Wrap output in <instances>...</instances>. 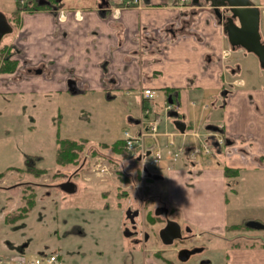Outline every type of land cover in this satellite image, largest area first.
Segmentation results:
<instances>
[{
  "label": "crops",
  "instance_id": "0c3cea01",
  "mask_svg": "<svg viewBox=\"0 0 264 264\" xmlns=\"http://www.w3.org/2000/svg\"><path fill=\"white\" fill-rule=\"evenodd\" d=\"M53 2L54 7L20 13L12 39L19 65L4 74L0 93L37 92L55 99L60 115L72 110V103L66 105L71 96L82 94L84 103L72 112L83 124L89 123L81 117L83 110H97L120 97L126 105L133 100L135 116L129 121L136 135L153 117H144L138 105L149 104L156 112L167 96L187 126L184 133L162 120L158 126L164 158L151 173L166 182L170 213L193 233L218 237L249 220L264 224V66L243 44H231L211 4L143 0L141 7L114 6L104 12L101 0ZM251 2L260 9L264 43V0ZM70 80L76 81L77 94L70 91ZM145 87L156 91L155 101L143 97ZM209 125L222 131H211ZM194 131L206 138L216 134L226 143L215 155L173 160L168 139L182 134L181 145L190 148ZM244 230H235L242 245L227 240L225 264H264L259 237L264 238V229Z\"/></svg>",
  "mask_w": 264,
  "mask_h": 264
},
{
  "label": "rangeland",
  "instance_id": "374dc122",
  "mask_svg": "<svg viewBox=\"0 0 264 264\" xmlns=\"http://www.w3.org/2000/svg\"><path fill=\"white\" fill-rule=\"evenodd\" d=\"M17 7L22 10L21 5H17V0H0V11L9 20H12ZM10 22L14 32L6 35L0 48L7 42H12L14 33L19 28L13 21ZM250 54L252 53L247 56H251ZM236 55L239 53L236 52ZM4 74H0V85H5ZM85 97L82 94L71 96V101L66 105L72 103L71 109L77 111ZM167 98L166 96L159 101L156 112L151 110L150 116L154 117L155 113H159L162 122L170 123L174 128L175 118L170 117L166 109L169 103ZM153 101L154 98L151 102ZM133 102L131 100L126 105L120 97V101L115 99L109 104L105 101L97 110H83L81 117L89 119V123L83 124L72 110L60 115L55 99L37 92L0 93V172L6 173L4 180L8 184L13 182L18 174L10 168L23 167L30 155H38V167L48 170L44 182L56 185L73 178L77 186L75 192L68 193L57 186L45 185L29 216L11 224L6 223L4 217L22 203L21 190H13L10 194L0 191V251L3 254L23 252L27 256H34L41 251L52 252L59 255L61 264H147L151 262L150 258H154L159 264H225L226 250L231 245L229 241L241 234L235 230H228L224 237L195 230L186 240H177L167 246L157 234L162 221L158 217L154 225L146 222V230L151 233V239L145 247L134 246L125 237L123 215L128 199H123L120 206V189L123 192L129 191L128 186L118 177L117 170L126 169L136 176L137 168L142 163L136 160L137 155L130 152L120 155L112 146L126 131L133 136L137 134L135 125L129 121L136 107ZM142 107L151 108L149 104H139V112ZM201 132L207 131L202 128ZM181 136L182 134L175 137V140L168 139V142L173 140L175 143L171 147L173 150L181 145ZM59 137L89 138L90 143L86 145L80 159V167L62 166L58 163ZM146 141L152 143L153 139L147 137ZM196 143V138L191 136L189 144L194 146ZM106 144L108 147L103 146ZM92 150H96L97 155H92ZM157 167L149 169L157 171L154 170ZM19 176L32 178L26 173ZM138 182L142 190L145 186L149 188L147 193L156 196L146 207L148 212L155 205H167L164 180L155 179L151 184H146L145 177L140 176ZM169 217L176 220L172 213ZM153 246L156 247L152 248ZM198 246H203V251L195 253L186 261L179 259L180 249ZM159 249L163 250L161 257L154 253Z\"/></svg>",
  "mask_w": 264,
  "mask_h": 264
},
{
  "label": "water",
  "instance_id": "95a60500",
  "mask_svg": "<svg viewBox=\"0 0 264 264\" xmlns=\"http://www.w3.org/2000/svg\"><path fill=\"white\" fill-rule=\"evenodd\" d=\"M210 3L214 8L215 14L218 16L220 23L224 26V30L228 33L229 40L233 46L243 44L248 50L256 53L260 57L261 65L264 66V43L261 41L259 34V22H260V9L252 5L251 0H205ZM194 4H201V0H192ZM41 5L50 4L49 0H41L39 2ZM109 5L108 0H101L99 3V8L102 11L107 10ZM14 32V27L9 21L8 17L0 11V43L3 38ZM70 91L73 94L78 93V88L76 86L75 80L69 81ZM170 117L175 118L174 124L178 130L182 133L186 130V123L181 120L178 116L177 110L170 111L168 113ZM211 131L221 132L222 130L213 125L207 127ZM148 169L146 168V171ZM149 175H152L149 173ZM155 179L162 176L153 175ZM59 187L68 193L75 192L77 186L74 181L66 180L59 184ZM164 212H168V208H162ZM140 209L133 210L130 207L127 211V218H129L132 223H136V218L140 216ZM156 214L159 211L156 210ZM248 226L252 228L264 229V224L262 222L251 220L247 223ZM137 227V224L133 226ZM137 232H132L127 226L125 228L124 234L126 236H132ZM159 236L165 245H172L176 239L183 238L182 226L174 219H167L166 224L159 230ZM202 247H195L192 249L182 248L179 250L178 257L181 261H186L191 258L195 253L201 252Z\"/></svg>",
  "mask_w": 264,
  "mask_h": 264
},
{
  "label": "built area",
  "instance_id": "2783aa9c",
  "mask_svg": "<svg viewBox=\"0 0 264 264\" xmlns=\"http://www.w3.org/2000/svg\"><path fill=\"white\" fill-rule=\"evenodd\" d=\"M114 6L118 7H130L143 5V0H109ZM22 4L25 0L21 1ZM191 0H177L178 4H186ZM117 8V7H116ZM142 95L147 100H152L156 91L153 88L145 87L142 89ZM173 101L167 103L166 109L168 113L173 110H177V105ZM175 106V107H174ZM144 117H149L151 114V108L143 109ZM148 120L147 130H143L139 135L133 136L130 132L126 131L122 137L124 140V146L126 150L132 154L140 156L142 158L141 165L143 168H149L158 166L164 158V149L161 146L158 139V126L161 119L160 114L152 117ZM193 135L197 139V143L186 148L183 145L175 147L172 152V159L177 160L180 156L189 153L192 157H197L202 154H211L213 151L217 152L226 143L225 138H220L216 134L210 137H203L202 134L194 131ZM150 137L153 139V143H148L146 138ZM174 141L168 142V147L174 146ZM0 264H61L60 257L56 253L52 252H39L34 256H27L20 252L19 254H3L0 251Z\"/></svg>",
  "mask_w": 264,
  "mask_h": 264
},
{
  "label": "flooded vegetation",
  "instance_id": "af4514ba",
  "mask_svg": "<svg viewBox=\"0 0 264 264\" xmlns=\"http://www.w3.org/2000/svg\"><path fill=\"white\" fill-rule=\"evenodd\" d=\"M21 1L22 0H20V3H21L20 5L22 7L21 13L22 12H27V11H32V10H37V9H31V10L30 9H27L28 6L31 5V4H34L35 3L37 5H41L39 3L41 0H25V2L23 4H22ZM49 1L51 2L50 4H44V5L54 7L53 0H49ZM111 7H114V5L109 1V5L107 6V9H111ZM9 21H12V20H9ZM218 149L220 150V147H218ZM216 153L217 152H214L213 151L211 154H206V155H210L211 156V155H215ZM186 154H189V153H186ZM35 156H37L35 158V160H33V158H30V157H29L30 159L27 158L26 159V162H25V165L23 167H13L15 169H11V170L15 171L18 174L17 178L13 182H11V183L8 184L7 181L4 180L5 175L2 176V177H0V181L2 180V181H4L6 183V184H4V182H0V191L5 192L6 194H10L11 191L19 189L17 192H20V190H21V198L23 200L24 199V196L27 194V191L26 190H29L28 188L31 187V188H34L35 192L37 193L36 198H37V201H38L39 194L40 193L41 194L43 193V189H44V186L45 185L59 187V184L60 183L59 184L57 183L55 185L52 182H48V183L47 182H44V176H45L46 173H41L40 175H37V176L31 174L32 178H22V176H19V175L24 174V173L29 174L28 171H27V168L30 167V166H33L34 164L37 166V168H40L37 165V161L40 158V156H38V155H35ZM198 157L199 156L192 157V159L193 160H196ZM136 160L138 162H141L142 161V158L140 156H137ZM16 168H20V169H16ZM120 169L121 168H118V170H117V171H119V172H117V174L119 173L118 176L120 175ZM138 169L141 170L140 171L141 176L143 178L145 177L146 184H148V183L151 184L155 180L154 177H153L154 180H152V181L151 180L149 181L147 179V177L150 176L149 173H151V172L148 171V170L146 171V168L144 169L142 167V165H140L139 168H137V170ZM69 180H72L73 181V178H69ZM122 183H124V184H126L128 186V191H129V192H121L122 191V188L120 189V206H122L121 205V202L123 201V199H128V204L124 207L123 233L125 231V228L128 226L132 232H137L136 234H134L132 236H126L124 234L126 238H128V239L131 240V244H133L134 246L141 245V244H145V243H147L151 239V237H150L151 233L148 230H146V222L149 225H154L156 223V222L155 223H152L151 222V219H150L149 214L152 213L154 216L162 218V221H161L160 226H159L158 231H157V234L159 235V230L162 227L165 226L167 219H171L169 217V215H170V208L165 203H161L159 205H155L153 207V209L152 210H149V212H148L146 207L149 204H151L150 202H151L152 199L155 200V198H156L155 195L146 192L147 189H149V188H146L144 186V190H142L143 188H141L140 182H135V181L130 182V183H125V182H122ZM130 207H132L133 210L140 209V211H141L140 212V216L136 218V223H132V221L129 218H127L126 211ZM164 207L168 208L167 214L162 209ZM156 210L159 211V214H156ZM249 221H251V220H249ZM248 222H245L246 228L248 227V225H247ZM135 224H137V227L136 228L133 227ZM181 226H182L183 238L176 239L175 242L177 240L178 241H184V240H186L187 238H189V237H191L193 235L192 229L190 227L184 226L182 224H181ZM259 237H260V240L264 241L263 236H259ZM167 246H170V245H167ZM198 247H202L204 249L203 246H198ZM155 253L157 255V251ZM159 257H161V256H159ZM147 264H154V263L150 262V263H147Z\"/></svg>",
  "mask_w": 264,
  "mask_h": 264
},
{
  "label": "trees",
  "instance_id": "16d2710c",
  "mask_svg": "<svg viewBox=\"0 0 264 264\" xmlns=\"http://www.w3.org/2000/svg\"><path fill=\"white\" fill-rule=\"evenodd\" d=\"M20 5V0H17V5ZM46 7V5H37V4H31L28 6L27 9H39ZM20 13L21 11L19 10V7L14 11V14L12 15V21L16 26L20 25ZM19 53V49L16 48L14 43L12 42H7L6 44L3 45V47L0 48V74L1 73H13L17 70L18 65H19V60L15 58V55ZM90 143V140L88 138H63L59 137L58 138V151H57V161L60 165L62 166H69V165H74L80 167L81 162L80 159L82 158L83 152L85 151V148L87 147L86 145ZM124 140L121 138L117 140L113 146L112 149L121 154H127L129 153L124 146ZM105 147H108V145H103ZM92 155H97L96 150L90 151ZM37 156L35 155H30V158H33L35 160ZM29 158V159H30ZM15 169V168H10ZM20 169V168H16ZM28 173L31 175H40L41 173H47V169L45 168H37V166L34 164L33 166H30L27 168ZM120 175L118 177L121 178V182L125 183H130V182H138L140 179V169H138L136 176L130 172H127L126 169L122 170L120 169ZM229 169H226V175L229 176ZM6 173L5 172H0V177L4 176ZM147 179L150 181L154 180L153 175H150L147 177ZM29 190L27 191V194L24 196V199L22 203L17 206L13 211L6 213L5 215V221L6 223H16L17 221L23 220L27 218L30 214V212L33 210V208L37 205V198L36 195L37 193L35 192L34 188L29 187ZM123 192V191H121ZM151 222L155 223L158 221V217L154 216L152 213L149 214ZM246 225L245 222H242L240 224L232 225L229 227L230 230H239V229H245ZM232 242L234 241V244L236 246L242 245V243L237 240V238L231 239ZM233 245V243H232ZM157 255L162 256V252L157 251Z\"/></svg>",
  "mask_w": 264,
  "mask_h": 264
},
{
  "label": "bare ground",
  "instance_id": "6f19581e",
  "mask_svg": "<svg viewBox=\"0 0 264 264\" xmlns=\"http://www.w3.org/2000/svg\"><path fill=\"white\" fill-rule=\"evenodd\" d=\"M153 143V142H152Z\"/></svg>",
  "mask_w": 264,
  "mask_h": 264
}]
</instances>
